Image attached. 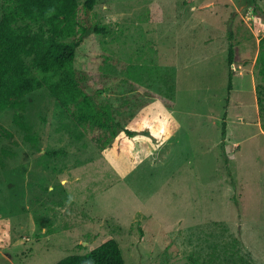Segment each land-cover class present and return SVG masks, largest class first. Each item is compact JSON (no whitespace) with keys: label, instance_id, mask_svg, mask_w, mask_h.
Instances as JSON below:
<instances>
[{"label":"rangeland","instance_id":"1","mask_svg":"<svg viewBox=\"0 0 264 264\" xmlns=\"http://www.w3.org/2000/svg\"><path fill=\"white\" fill-rule=\"evenodd\" d=\"M84 18L106 32L88 31L75 65L136 110L135 134L103 149L44 90L0 111V264L110 238L127 264H264V0H98Z\"/></svg>","mask_w":264,"mask_h":264},{"label":"trees","instance_id":"2","mask_svg":"<svg viewBox=\"0 0 264 264\" xmlns=\"http://www.w3.org/2000/svg\"><path fill=\"white\" fill-rule=\"evenodd\" d=\"M97 3L98 0H85L82 5L79 0H0V111H26L30 96L44 90L79 123L95 130L94 140L105 149L121 132L135 134L127 127V120L136 110L116 107L104 96V81L101 79V84L93 88L94 80L89 71L75 65L77 51L85 43L88 31L106 32L105 26H91L85 22L86 18L82 19ZM228 61L232 66L233 44L229 47ZM256 63L264 77V36ZM232 75L230 70V90ZM256 88L260 110L264 113V84ZM222 135L225 138V128ZM38 136L29 130L25 134L26 142L33 149L41 145ZM6 149L4 154L9 153ZM54 264L127 263L119 241L110 238L90 251L67 255Z\"/></svg>","mask_w":264,"mask_h":264}]
</instances>
